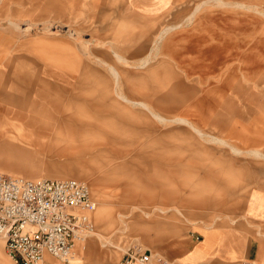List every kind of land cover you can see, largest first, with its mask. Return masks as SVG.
I'll return each mask as SVG.
<instances>
[{
  "label": "rangeland",
  "instance_id": "rangeland-1",
  "mask_svg": "<svg viewBox=\"0 0 264 264\" xmlns=\"http://www.w3.org/2000/svg\"><path fill=\"white\" fill-rule=\"evenodd\" d=\"M69 1L0 0V173L36 180L25 176L89 171L66 179L86 182L96 203V193L107 195L115 224L104 229L91 217L80 242L94 248L82 256L77 242L73 256L85 264H118L134 248L166 256L172 243L236 228L248 202L252 209L259 200L260 208L264 195V156L256 152L264 154V0H164L160 7L105 0L120 12L89 18V11L70 28L42 29L57 12L70 16ZM78 27L83 43L72 38ZM161 29L153 47L166 43L164 52L148 67L117 61L120 49ZM112 67L136 99L149 92L151 111L104 97L114 86ZM174 192L178 204L167 200ZM139 194L154 198L136 203L151 213L142 220L167 229L157 245L146 241L149 227L130 206ZM119 213L127 215L122 222ZM98 233L112 244L101 248ZM1 254L13 264L0 237Z\"/></svg>",
  "mask_w": 264,
  "mask_h": 264
},
{
  "label": "crops",
  "instance_id": "crops-1",
  "mask_svg": "<svg viewBox=\"0 0 264 264\" xmlns=\"http://www.w3.org/2000/svg\"><path fill=\"white\" fill-rule=\"evenodd\" d=\"M172 1L175 0H170V2ZM134 2H136L135 4L137 5L148 4L147 0L146 1L134 0ZM150 2H152L153 5L160 7L162 6L161 3L164 4L165 2H169V1L150 0ZM68 5L69 6H67V12L70 15L69 17L66 16L63 18L62 15L64 14H62L61 12H57L55 14V18H53V21L51 20L43 24L42 29L48 31L54 29H60L62 31L63 26H65L66 28H70L72 21L76 20L77 17L79 18L81 16L86 17V15L84 14L88 13L89 11L92 12V15L89 18H93L92 17L93 14L96 13L103 14L107 12H112V13L120 12V9L114 10L111 6L105 4V0H72L71 2L70 1L68 2ZM196 10L198 11L199 7H197ZM18 26L21 25L18 23ZM26 26L35 29L36 25L31 21H27ZM73 33L78 35V37H72L74 38L75 41L81 43L84 42L81 28H79L75 32L73 31ZM163 33L164 31L161 29L153 38H150L147 35L146 37L142 38V40L140 39L139 42L134 44V47L130 46L131 48H129L128 51L122 50L116 46V48L120 49L121 52L125 51V53H123L122 55H117L116 57L117 61L120 64H125L131 67H137V68L148 67V65H150L153 59L159 57V55L163 54L164 52V47L166 43L162 44V46L158 48L153 47V45L162 42L161 37ZM111 47L114 46L112 45ZM67 52L68 49L63 48L62 52L60 51V54L62 57H64ZM136 58H139L141 60L139 61V63L135 65H131V60ZM73 61L74 63L76 62L77 64V58L73 57L72 62ZM97 64L100 63L97 62ZM102 66H107V64L102 62ZM110 69L112 72L111 75L114 78V86L111 90V93L104 95V97L105 98L109 97L111 101H114L115 103L119 104L122 107L137 106L139 108L147 109L151 111L149 107V103L151 102L149 99L151 97L150 94H148L149 92H143L142 98L136 99V96L132 94L133 92L131 91L132 87H130L127 83L125 84L126 78L123 77V75L119 72L118 68L112 67ZM62 76H65V74H63ZM156 99L159 102L161 101V99L159 98ZM72 100H74V98L70 99V101ZM172 121L174 122L176 121V119ZM256 152L261 156H264L262 151H256ZM12 173L16 174L18 172H12ZM22 174H18V175H22ZM87 175H89L88 170L77 169L76 171L73 170L72 172H68V173L52 174V175L35 174V172H32L30 174H27L25 177L38 176L41 178L53 177L57 179H66L67 177H77L81 179L82 177H86ZM262 192L264 193V191ZM175 194L176 193L174 192L173 196L171 197L172 194L170 193L167 196V200L171 201L174 200L173 198L175 199L179 198L178 197L179 194L177 195ZM96 195L98 196V200H100V202L109 203L108 202L109 200L106 198L107 195L103 193H99V194L96 193ZM134 196L135 195H132L130 197L131 199L130 206H134L133 209L137 210V212L134 213L137 215L136 222L139 220L141 222H144V224L148 225L149 231L146 234L147 236L144 234L145 237H148V240L146 241H149L150 243L157 245L160 242V240L163 238V235L164 233H166L167 229L164 227L162 229L150 228L153 227L152 224L150 223V221L142 220L141 213H145L148 216L151 213H149L143 207L137 206L138 201L144 203L145 205H148L150 204L151 201H153L154 198H150V195L143 196L139 194L135 197ZM177 201L178 199L175 200L176 204H178ZM162 202H164L162 199L161 200L158 199L159 204H163ZM249 203L250 202H248L247 211L245 213V219L242 220L241 224L236 226V228H234L233 230L225 231L224 229L215 228V232L207 237L203 236L202 234L197 236L199 240L197 238H192L191 240L175 242L174 244L172 243L164 251V253H166V256L162 255V257L170 261H174L176 264H264V233H263L264 232V195L262 197L260 208H259L260 205L259 200L258 202L257 201L255 202L254 204L255 206L252 209L250 208ZM181 207H171V208L166 207L161 209V211H164L166 209L167 211L169 210L176 211L179 215L186 218L188 214L184 212V210ZM156 210H160V209H156ZM256 228H258L259 230L261 229V231L258 232L257 231L258 229ZM124 231H127L125 226H123L122 229V232ZM7 262L8 261L6 260L4 255L1 254L0 264H8ZM70 264H85V262L81 258L73 257L70 261Z\"/></svg>",
  "mask_w": 264,
  "mask_h": 264
},
{
  "label": "built area",
  "instance_id": "built-area-1",
  "mask_svg": "<svg viewBox=\"0 0 264 264\" xmlns=\"http://www.w3.org/2000/svg\"><path fill=\"white\" fill-rule=\"evenodd\" d=\"M95 210L86 182L0 173V237L13 264H70L77 242L92 229ZM118 264L176 263L134 248Z\"/></svg>",
  "mask_w": 264,
  "mask_h": 264
},
{
  "label": "bare ground",
  "instance_id": "bare-ground-1",
  "mask_svg": "<svg viewBox=\"0 0 264 264\" xmlns=\"http://www.w3.org/2000/svg\"><path fill=\"white\" fill-rule=\"evenodd\" d=\"M24 29V28H23ZM41 179H47V178H41ZM37 180V179H36ZM57 180H66V179H57ZM94 215V219L96 221V224L100 227H103L104 229L113 228L115 224V216L112 209V205L110 203H102L100 200H98V203H96V210L94 213H92L91 216ZM127 215L124 213L118 214V219L120 222L125 220ZM114 230V229H113ZM116 232H114L115 234ZM98 236V239L101 241V248H107L109 245L112 244L111 238H104L99 233L96 235ZM111 236V235H110ZM90 237H94V235H90ZM89 245V244H88ZM81 246V242L78 243V250ZM92 248L85 246L80 247V252L83 254L82 256H85L87 254H90V250L92 251Z\"/></svg>",
  "mask_w": 264,
  "mask_h": 264
}]
</instances>
